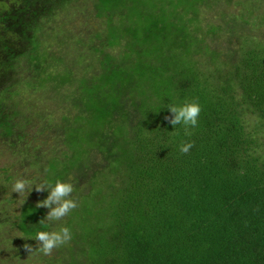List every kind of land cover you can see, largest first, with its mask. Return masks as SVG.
<instances>
[{"label": "trees", "instance_id": "1", "mask_svg": "<svg viewBox=\"0 0 264 264\" xmlns=\"http://www.w3.org/2000/svg\"><path fill=\"white\" fill-rule=\"evenodd\" d=\"M221 2L0 0V154L13 159L0 166V264H264V41L256 32L221 61L203 44L213 70L200 68V10ZM78 16L104 26L73 32ZM192 102L201 112L185 135L165 117ZM17 180L29 185L20 199ZM57 181L78 207L39 224L50 192L35 186ZM63 227L71 240L39 252L36 233Z\"/></svg>", "mask_w": 264, "mask_h": 264}, {"label": "rangeland", "instance_id": "2", "mask_svg": "<svg viewBox=\"0 0 264 264\" xmlns=\"http://www.w3.org/2000/svg\"><path fill=\"white\" fill-rule=\"evenodd\" d=\"M250 1V0H249ZM261 1V0H260ZM244 2V3H243ZM243 2H239V0H231L230 4L226 6L224 3H219L218 5H214L212 10H208L206 7H202L200 10V16H201V21H200V30L198 35L200 37H205V41L201 40L198 42V46L201 47L202 49H198V55L196 56L198 61H202L200 68H204L206 71H212L213 70V64L212 62H208L209 59L206 58L204 55L206 53V48L203 44L206 46H209V48L213 49L215 51V55H217V59L215 58L216 61H221L226 59V54L230 50L233 51H238L240 49V46L245 42L246 45L249 43V38L252 39L253 35H256V32H261L262 33V41H264V21L262 24H260L261 20L259 19V14L263 13L264 14V0L262 2L256 3L254 5V9L250 7V3H248V0H244ZM247 4H249L248 9L246 8ZM251 8V9H250ZM215 9V10H214ZM224 13V17H219V13ZM70 16L73 14V10L69 12ZM80 15V14H77ZM79 19L80 16H78V19L75 21L74 24L69 26L70 30L73 32L78 33L80 32H89V31H98L101 29V27L104 26V24L101 22L100 18L93 17L91 16L89 19H87V24L85 27H88L89 29H85V27L81 26L79 24ZM213 26L221 27V31H217V33H209L210 28L213 29ZM65 27V26H64ZM82 27V28H81ZM66 28V27H65ZM218 28V27H217ZM253 28V29H252ZM219 30V29H218ZM204 32V33H203ZM208 32V33H207ZM69 34V32H60L59 34L63 36V34ZM206 34V35H205ZM249 37V38H248ZM25 39V38H24ZM245 39V40H244ZM253 40V39H252ZM97 43V42H96ZM259 44H262L260 41ZM45 45L49 47L50 51H55L60 49L58 48L57 41L55 42L53 38L50 40L45 39ZM69 46L70 48L74 49L77 48L78 52H72V54H80L81 58H83V61H88L87 63H90V70H92L94 67H97V62H95L94 55L91 53V51L88 49L89 44L84 47V44L82 47L75 43L74 39L69 40ZM107 49H111L110 47ZM120 47H115L111 51H114V53L119 52ZM205 52V53H204ZM94 53V52H93ZM95 54V53H94ZM75 55V54H74ZM191 59V56H190ZM221 59V60H220ZM192 60V59H191ZM25 75V73L23 74ZM25 92H21V96L25 97V101L27 103L29 100L34 99L33 96L29 91L24 90ZM246 121L247 125L249 128L253 127L255 124V118L252 115H247L246 116ZM13 162L12 158L7 157L6 154H0V166L2 165H9ZM17 166H15L16 168ZM105 177H100L98 180V185L96 184L94 187H104V184L106 183V178ZM86 182V181H85ZM99 189V188H98ZM14 198L20 199L24 197L27 194V191H25L23 194L15 193L13 192ZM98 201H100L101 197L98 196L96 198ZM96 199H93L91 202L90 200L87 201L86 204L90 205L92 208H94L96 205L99 207L98 201ZM12 208L16 209V204L12 205ZM13 231L10 232V235L12 234ZM14 235L18 234L17 231L13 233ZM21 264V263H19ZM33 264H46L45 262H33Z\"/></svg>", "mask_w": 264, "mask_h": 264}, {"label": "clouds", "instance_id": "3", "mask_svg": "<svg viewBox=\"0 0 264 264\" xmlns=\"http://www.w3.org/2000/svg\"><path fill=\"white\" fill-rule=\"evenodd\" d=\"M168 109L172 115L166 116L165 119L174 127L182 123L185 126V135H191L188 129L189 127H195L197 125L198 117L201 112L200 105L196 102H192L179 107L170 105ZM192 147L193 145L191 143L182 144L180 146V151L186 154ZM28 187L27 181L17 180L13 185L12 191L21 195ZM32 189L33 187L31 191ZM35 190L37 192H43L45 190L50 192L46 199L39 201L36 205L37 208L44 207L50 209L46 217L40 220L39 224H43L45 221H60L73 209L78 207L77 201L72 198L74 186L69 182L57 181L54 186L40 184L35 186ZM71 238L70 229L63 227L58 232L39 231L33 239L37 241L39 252L44 255H51L55 248L67 243ZM24 248L29 253L33 251V247L30 244H25Z\"/></svg>", "mask_w": 264, "mask_h": 264}]
</instances>
